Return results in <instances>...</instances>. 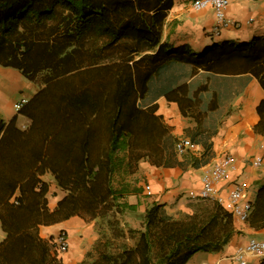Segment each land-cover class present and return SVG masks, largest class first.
Returning a JSON list of instances; mask_svg holds the SVG:
<instances>
[{
  "label": "trees",
  "instance_id": "1",
  "mask_svg": "<svg viewBox=\"0 0 264 264\" xmlns=\"http://www.w3.org/2000/svg\"><path fill=\"white\" fill-rule=\"evenodd\" d=\"M172 6L173 0H0V64L33 82L43 78L19 110L29 127L17 128L16 117L0 123V221L7 233L0 264H64L54 236L42 237L39 225L74 216L107 220L81 264H187L198 252L222 251L240 233L234 216L212 200L198 201L180 219L154 205L141 227L123 221L136 210L126 197L139 191L125 176L144 158L164 159L166 129L137 106L162 67L249 71L264 89V37L201 52L175 46L162 40ZM166 98L200 124L220 109L217 93L209 98L207 85L193 92L187 78ZM257 110L256 129L264 132V99ZM46 173L66 192L54 211L47 207L50 186L41 180ZM248 223L264 228V185Z\"/></svg>",
  "mask_w": 264,
  "mask_h": 264
},
{
  "label": "crops",
  "instance_id": "2",
  "mask_svg": "<svg viewBox=\"0 0 264 264\" xmlns=\"http://www.w3.org/2000/svg\"><path fill=\"white\" fill-rule=\"evenodd\" d=\"M193 2L194 0H173L164 25L163 41L175 46L188 44L194 51L201 52L209 47L237 45L256 37H264V0H234L227 9L229 24L220 31L216 30L213 9L209 7L196 10ZM180 64L183 63H170L162 67L149 81L145 97L137 102L138 108L158 118L167 135L163 140L165 148L161 164L144 158L138 162L136 172L130 175L140 179L137 185L139 191L126 197V202L136 206V210L128 211L123 217L124 223L133 228L142 226L146 212L154 205H162L164 214L173 219L192 214L195 204L201 200L192 198L190 194L199 193L204 166L220 161L226 155L234 158L235 168L230 172L228 180L219 182V191L210 200L224 205L234 184L239 183L248 189V196L255 201L259 189L264 185V161L260 167L253 164L256 157H264V132L256 129L261 120L257 107L264 99V89L259 80L249 71L226 72L222 67L216 66L213 71L199 68L194 73L193 65L185 64L189 66L186 71ZM184 78L189 79L193 92L198 87L207 85L209 98H212L213 93L218 95L220 109L209 113L202 124L196 115L185 117L178 103L166 98L174 85ZM32 83L34 84L24 78L20 70L0 64V96L10 90L22 92L31 89L30 97L24 96L20 101L24 105L42 87H36ZM200 96L206 98L204 94ZM16 103L12 104L15 111L10 112L8 117L2 118L0 115V123L7 125L16 117L17 128L25 130L31 120L19 114L15 108ZM207 106L203 104L201 108ZM224 112L225 115H222ZM219 113L221 118L217 117ZM216 121L217 127H211ZM182 138L192 139L198 149L184 154L177 153L176 143ZM41 180L50 186L46 194L47 207L54 211L66 192L58 187L50 173L43 175ZM146 184L152 187L151 196L144 191ZM86 223L91 222L74 216L53 225H39V233L42 237L49 238L56 237L65 230L69 235L70 249L62 256L63 263L79 264L83 261V252L79 253L72 243L76 234L89 239L90 228ZM235 225L240 233L222 251L198 252L187 264H239L235 259L237 250L250 238L264 239V228L255 229L249 226L248 221L241 222L237 219ZM6 235L0 221V241Z\"/></svg>",
  "mask_w": 264,
  "mask_h": 264
},
{
  "label": "built area",
  "instance_id": "3",
  "mask_svg": "<svg viewBox=\"0 0 264 264\" xmlns=\"http://www.w3.org/2000/svg\"><path fill=\"white\" fill-rule=\"evenodd\" d=\"M234 0H194L193 7L196 10H204L212 8L217 22L216 30L220 31L228 26L227 9ZM22 102L15 104V108L19 111L22 108ZM198 149V145L190 138H182L176 143V151L184 154L189 150ZM264 157H256L253 164L257 167L262 166ZM235 168L234 158L226 155L220 161L207 164L203 168L202 187L198 194H190L192 198L199 200H210L219 191L217 185L221 181L229 178L230 172ZM247 188L242 184H234L233 189L224 203V207L229 211L235 219L241 222H247L254 210V200L248 196ZM146 195L153 194L150 184L144 186ZM55 250L59 255H63L69 251V236L65 230H62L54 237ZM239 264H264V239L250 238L249 241L240 247L235 256Z\"/></svg>",
  "mask_w": 264,
  "mask_h": 264
},
{
  "label": "rangeland",
  "instance_id": "4",
  "mask_svg": "<svg viewBox=\"0 0 264 264\" xmlns=\"http://www.w3.org/2000/svg\"><path fill=\"white\" fill-rule=\"evenodd\" d=\"M180 66L185 68L184 70H186V71L189 69L188 65L180 64ZM26 80H28V79H26ZM42 81H43V78L41 76H39L37 78V80L34 82V84L32 83V85H36V87H41ZM31 93H32L31 89H26L25 91L23 90L22 92L10 90V91H6L5 94L2 93V95L0 96V115H1V117L2 118L8 117L10 115V112H12L14 110L12 104L15 102H17V103L20 102L22 100V97H24V96L30 97ZM120 178H122V175H121V177L118 176L117 180L120 181ZM125 178L127 179V181L130 182L131 188L137 187L138 181L140 180L135 176H130V177L125 176ZM86 226H88L90 228L88 230V238L89 239H83L82 236L79 237V235L76 234L74 236V242L72 243V246L74 245L75 246L74 248H76V250L79 253H81V251L83 252V257H84L83 261L88 260L90 249L92 248V245L94 244V242L99 238L100 230L102 228H104V229L107 228V220L92 221L90 224L86 223ZM90 230H92V232H90ZM82 234H84V233H82ZM69 249H70V240H69ZM72 249H73V247H72ZM67 253H65L63 255H66ZM81 263H79V264H81Z\"/></svg>",
  "mask_w": 264,
  "mask_h": 264
}]
</instances>
